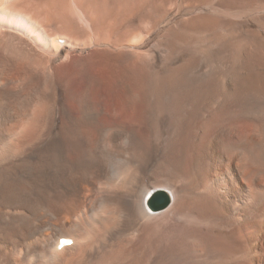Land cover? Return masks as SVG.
I'll return each mask as SVG.
<instances>
[{
	"label": "bare ground",
	"instance_id": "6f19581e",
	"mask_svg": "<svg viewBox=\"0 0 264 264\" xmlns=\"http://www.w3.org/2000/svg\"><path fill=\"white\" fill-rule=\"evenodd\" d=\"M48 1L0 0V104L17 95L0 122V264H122L125 249L132 254L162 230L165 237L193 231L204 245L210 227L242 264H264V39L233 43L243 47L238 52L162 42L143 49L131 29L130 38L92 52L61 44L58 35L30 42L24 17ZM50 1L51 23L75 33L64 16L69 2ZM111 1L79 3L98 12ZM125 1L114 7L146 24L174 0ZM196 12L172 35L195 39L185 25L198 27L211 11L186 15ZM76 53L83 56L67 64ZM94 54L139 74L122 89L104 85L86 68L97 65ZM160 191L169 198L163 209L153 203ZM62 239L72 244L60 247Z\"/></svg>",
	"mask_w": 264,
	"mask_h": 264
},
{
	"label": "rangeland",
	"instance_id": "374dc122",
	"mask_svg": "<svg viewBox=\"0 0 264 264\" xmlns=\"http://www.w3.org/2000/svg\"><path fill=\"white\" fill-rule=\"evenodd\" d=\"M65 1L69 3L67 4L65 8L67 11L64 13V16H66L68 19L74 22L73 28H75V31H76L75 33H69L67 30L65 31L66 33H64L63 28L68 29L67 27H69L67 23H63V25L61 23L62 27L61 25L57 26L51 23V18L53 16L56 17V13H55L54 4H52L51 1L49 0L48 2H45L46 7L44 6L42 10L39 11L38 15L31 13L32 14L31 16L28 14L29 15L28 17H24L29 22L28 26L30 28L29 33L27 34H24L26 32L23 33V35L25 36V39L27 38L28 41L31 40L30 42H34L37 40L36 35L41 34L40 37L41 38L43 37L46 43H48L49 38L52 39L53 36L54 37H56L57 35L59 37L64 36L63 37L64 39H62L63 41H61V44H66V45L68 44L69 46H76V47L78 46V50L79 49L83 50L84 48H86L85 51L87 50V52H92L94 50H103L104 48H108L111 45L114 46V44L130 38V37H127L129 36L127 35V32L130 29L133 31L131 36L138 34V33L140 34L139 36L142 38V40H141V43L138 44V46L143 45L142 46L143 49H145L146 46H154V45L157 46L158 44L162 42L163 44L166 43L165 45L167 46L172 45L175 47L177 46H200L201 47L200 49H202L201 52L202 51L208 52L211 50L212 46H219V45L228 46L227 47L228 49L229 47L233 46L232 45L233 43L235 44L240 43V42L244 43L245 41H242L244 39L247 41L248 40L253 41L256 38L258 40L259 38L264 39V36H263L264 35V0H244V1L243 0H174L175 2L172 1V3L169 4V6H167L169 10L165 8L167 10V13L164 16H162L160 20L157 19L156 22L153 20H150L148 21L149 23H146V24H142V20L140 18L141 16L139 15V13H130L127 10H120L121 7L119 9H116L114 7V0L109 3V6L106 9L103 8L104 4L101 3V5L99 6H102L101 7L102 9H100L98 12L96 11L94 7H91L90 5L88 7H82L79 3V0H65ZM129 1L131 0H127L123 2L122 5L126 4ZM233 2H235V4H232ZM247 2L248 4H246ZM200 5L201 7L203 6V8H201ZM180 6L181 8H179ZM217 6H219V8ZM190 9L195 10V11L202 9V11H206V14L209 11L211 12L208 13L209 18H207V20H205L204 23L200 22L198 23V25H195L198 27H194L193 25L189 23L185 25L186 30L190 31L191 33L195 32L194 33L195 39H192V37H189V34L187 35L184 34V36L183 35L173 36L171 33V29L172 30L178 29L179 27L178 25L180 24L182 20H186V19L189 20L192 18H196L200 15L199 12L193 13L192 15L190 14V16L186 15V12L188 10L191 11ZM212 9L215 11H213ZM218 11H220L221 13ZM29 12H30L29 10H25L23 13H29ZM173 13L177 14L178 19L174 17L175 20H173L174 18L171 20L173 23L170 21L172 24L169 23L168 26L164 27L163 24L167 20V17L170 14L172 15ZM178 13H181L183 16ZM183 17L186 19H184ZM95 21L96 22L98 21L99 25L101 26L100 28L98 29L97 27L90 28L91 26L89 24ZM22 23L23 22H20L19 24H17L18 25L17 29L22 27ZM199 30L201 33L198 32ZM101 36H103V38H108L106 39L107 42H103L102 40L104 39H102ZM233 39L236 42L232 41ZM207 45L211 46V48L208 47ZM234 46L232 48H229V50L238 52L239 48L240 50H242L243 48L241 44L239 46H235V47ZM206 49L207 50L209 49V50L207 51ZM119 50L120 49L117 48L116 51H119ZM80 56H83V55H80L78 53L72 54L70 56L71 61L68 60L67 64H72L73 60L76 58L78 59L81 58ZM89 59L95 60L93 62L97 63V65L95 66L87 65L86 67L87 71L89 70L90 72L94 73V76H99L101 82H104V85L117 86V87L119 86V89H122L123 84L125 82H128L131 77H137L139 74L138 69L134 67H128L126 65H120V64H109L105 61V58L99 54L91 55ZM75 69L76 68H74L73 70ZM7 86H9V83L4 85V87H7ZM28 87L29 86H23L21 89L23 88L32 89L33 88V87L32 88L31 87L28 88ZM8 95H7L8 97H6V100L4 99L6 101L4 103L5 105L3 103L0 104L1 105L0 112H3V113H0L1 123L5 117L6 112L12 113L13 108L9 104L11 103L12 98H15L17 96L13 92H9ZM46 103H43V104H45L47 108L44 107L45 105H42L43 110L45 109L44 110L45 112L41 110L42 108L40 109L41 111H43L42 118H45L47 116V112L49 110L48 108L49 100ZM40 110L38 112H41ZM18 118L15 117L14 120L20 121L22 119L20 115L18 116ZM25 121L26 119L23 120L22 122L25 123ZM41 122L39 123L40 124L39 126H42L41 124L43 123ZM26 124L27 123H25L24 125ZM8 138L10 137L8 136L7 139ZM207 231L208 232L211 231L212 235L207 232L208 235L205 238V242L207 243V245H205L206 243L203 245V244L197 243V241L193 239L192 236L193 234H195L193 231L192 232L190 231L189 233L186 232L187 234L184 232H180V235H177V236L173 235V236L165 237V234H164L165 232L162 230L159 232L158 235L156 234L157 237L154 236L152 240H148V243L142 246L143 248L142 247L139 249L136 248L132 252V254H130L132 250L130 247L129 249L128 248L125 249L126 252L124 251L123 260L125 259L126 260L122 264H184V263L186 264L188 263L189 264H242L243 263L242 256L238 255V252L236 253V249L234 248L231 249V247H234V246H231V245L228 246L225 243V241H222L220 239L218 240L217 239L218 237L216 238L217 230H215L213 227H210L208 228ZM239 234H242L243 237L239 236L238 238V236H236V241L241 246V243L242 245H244L246 237L244 236L245 235L244 231H241V233ZM155 237L156 238L159 237V239H156ZM200 248H204V250ZM216 248H219V249H216ZM199 251L201 252L199 253ZM245 264H249V263L247 262Z\"/></svg>",
	"mask_w": 264,
	"mask_h": 264
},
{
	"label": "water",
	"instance_id": "95a60500",
	"mask_svg": "<svg viewBox=\"0 0 264 264\" xmlns=\"http://www.w3.org/2000/svg\"><path fill=\"white\" fill-rule=\"evenodd\" d=\"M153 203H156L160 209H163L169 204V198L165 192L160 191L157 197L153 200Z\"/></svg>",
	"mask_w": 264,
	"mask_h": 264
}]
</instances>
